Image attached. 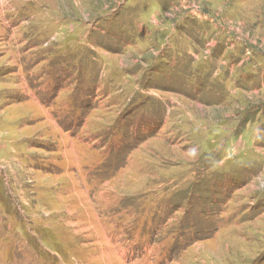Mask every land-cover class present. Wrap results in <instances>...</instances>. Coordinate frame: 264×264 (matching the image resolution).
<instances>
[{"label":"rangeland","instance_id":"374dc122","mask_svg":"<svg viewBox=\"0 0 264 264\" xmlns=\"http://www.w3.org/2000/svg\"><path fill=\"white\" fill-rule=\"evenodd\" d=\"M0 264H264V0H0Z\"/></svg>","mask_w":264,"mask_h":264},{"label":"trees","instance_id":"16d2710c","mask_svg":"<svg viewBox=\"0 0 264 264\" xmlns=\"http://www.w3.org/2000/svg\"><path fill=\"white\" fill-rule=\"evenodd\" d=\"M139 126V125H138ZM137 128V127H136ZM122 134H123V136H126L127 135V129L126 130H124V131H122ZM134 136V137H133ZM142 136V135H141ZM133 137V138H132ZM137 137H139L138 135H137V133H135V131L134 132H132V131H128V135H127V142H131V141H133V140H135V139H137ZM132 138V139H131ZM126 146H127V144H126ZM126 146H125V144L124 145H122L121 147H119V149H120V153H121V156H118V157H113V158H111V159H113V160H111L110 162H113V161H115V164L116 165H119V158H121L123 155H124V152H125V149H126ZM110 160V159H109ZM211 179H214V178H211ZM215 186V185H214ZM208 190V189H207ZM155 204H157L156 202H154V204H153V202H151L148 206H150V207H152V206H154ZM140 205H142V203L140 204ZM211 209V208H210ZM205 213H207V211H205ZM191 222L189 221L188 222V225H187V227L185 228V229H191V230H193L195 233H197V230H198V225L196 224V222H194V224H190ZM180 229H179V231L178 232H181L182 231V229H181V227L180 226H178ZM212 227H214V223H213V226ZM11 229V228H10ZM206 230V232L209 230V229H205ZM13 232H16L15 231V228H14V230H13ZM192 232V231H191ZM203 232H201L200 234H202ZM193 234V233H192ZM194 236V235H193ZM192 236V237H193ZM178 244V245H177ZM175 246H174V248L171 250V252L173 251V250H175L176 249V247H177V250H180L179 248H180V243L178 242Z\"/></svg>","mask_w":264,"mask_h":264}]
</instances>
